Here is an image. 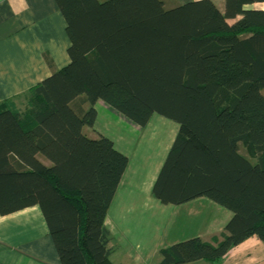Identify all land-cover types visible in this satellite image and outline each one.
I'll use <instances>...</instances> for the list:
<instances>
[{
    "label": "trees",
    "instance_id": "obj_1",
    "mask_svg": "<svg viewBox=\"0 0 264 264\" xmlns=\"http://www.w3.org/2000/svg\"><path fill=\"white\" fill-rule=\"evenodd\" d=\"M69 64L0 102V217L36 207L60 264H111L105 218L128 158L94 131L101 102L144 129L178 126L151 194L230 214L226 234L159 250L158 264L216 263L264 243V0H55ZM236 39L220 46L219 39ZM67 107L75 126L63 113Z\"/></svg>",
    "mask_w": 264,
    "mask_h": 264
},
{
    "label": "crops",
    "instance_id": "obj_2",
    "mask_svg": "<svg viewBox=\"0 0 264 264\" xmlns=\"http://www.w3.org/2000/svg\"><path fill=\"white\" fill-rule=\"evenodd\" d=\"M175 1L182 5L200 0ZM211 1L223 10L224 0ZM250 8L264 11V3ZM65 27L55 0H0V102L48 79L51 69L47 62L56 70L69 64ZM236 41L223 38L218 44L230 46ZM95 110L94 131L99 128L97 134L110 139L128 158L105 218L111 241L117 246L109 257L111 264H153L155 260L158 264L161 249L195 237L204 240L223 234L230 214L223 210L221 220L210 224L214 204L207 199L162 206L151 194L176 136V124L153 116L141 129L101 102ZM101 119L106 130L103 122L97 126ZM0 264H60L36 207L0 217Z\"/></svg>",
    "mask_w": 264,
    "mask_h": 264
},
{
    "label": "rangeland",
    "instance_id": "obj_3",
    "mask_svg": "<svg viewBox=\"0 0 264 264\" xmlns=\"http://www.w3.org/2000/svg\"><path fill=\"white\" fill-rule=\"evenodd\" d=\"M261 92H262V95H264V89ZM63 113L69 118V120L75 126L78 125L76 117L73 116V114L69 111L68 108L63 107ZM101 122H103V129L106 130L105 128L106 124L104 123L102 119L99 120V122L97 123V126H99ZM125 122L130 123V121H128L126 118H125ZM82 131L88 136L97 137L96 134L97 132L100 131V129L96 127L95 131H91L90 129L83 128ZM162 206H165V205H162ZM224 214L225 212L222 209H220L216 205H213L210 211V219H209V221L211 222L210 224L216 221L219 222ZM221 231L222 233L226 234L224 229ZM221 235L222 234H219L216 238L220 239ZM202 241L212 242V238H206ZM110 245L112 247V250L113 249L115 250L117 247L114 241H111ZM114 259L115 258L113 257L112 262L114 261ZM156 263L157 261L155 260L153 264H156ZM190 264H264V243L258 241L256 238H250L249 240L243 242L242 244L232 247L228 251V253L225 255V257H223L221 260H219L216 263H206L203 261H199V262H194Z\"/></svg>",
    "mask_w": 264,
    "mask_h": 264
}]
</instances>
